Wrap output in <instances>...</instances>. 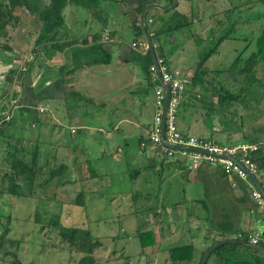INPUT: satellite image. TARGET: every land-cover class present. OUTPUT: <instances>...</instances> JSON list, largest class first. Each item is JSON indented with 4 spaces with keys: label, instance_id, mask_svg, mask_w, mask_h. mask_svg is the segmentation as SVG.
Wrapping results in <instances>:
<instances>
[{
    "label": "rangeland",
    "instance_id": "1",
    "mask_svg": "<svg viewBox=\"0 0 264 264\" xmlns=\"http://www.w3.org/2000/svg\"><path fill=\"white\" fill-rule=\"evenodd\" d=\"M127 1L94 0L90 6L96 8L89 9L70 0L63 12L65 22L59 40L79 41L89 33L95 34L100 26L114 30L115 25H119L123 27L119 38L128 44H122L120 48L128 52L130 57L138 56L132 50L136 48L141 51L139 47L132 48L133 37L128 31L129 18L117 17L115 13L120 3H124L122 12H134L130 20L131 27L138 21L136 8L142 0H133V3L126 5ZM143 1L169 4L168 0ZM181 1V7L177 6L174 10H180L179 13L188 17L192 24L169 32L164 36V42H160V37H154L153 42L161 50L159 56L167 61L169 68L177 63L196 67L200 59L208 54L203 70L209 74L205 82L207 92L201 91L199 95L196 93L199 97H195L194 106L197 107L192 108L189 115L191 118L188 121V114L185 116V108L188 106H179L177 124H184L185 120L187 127H182L184 131L189 129L194 137H212L213 141L222 145H236L229 141L242 139L243 135L264 140V65L260 62L253 65L250 63L248 72H240L255 51V41L264 26V0ZM33 2L37 3L38 0ZM48 3L49 0H40L38 6L42 8ZM172 13L173 10H148L145 17L146 20L150 17L149 30L150 27L153 30L160 25V17L167 20ZM13 16L20 20V25L15 23L16 29L9 27L5 35L8 37L0 38V62L8 68L0 72V96H3L0 109L6 107L4 114H8L9 120L12 116L17 118L5 129L6 136H11L12 143L21 152V158L28 160L30 154L36 152L37 165L32 184L34 189L31 188L30 193L25 182L20 180L27 193L21 198L8 195L9 181L0 176V209L10 213L11 228L8 236L14 241L12 247L6 244L4 248L7 250H0V264H78L84 253L60 245L57 229L51 225L53 229L46 226L55 217L59 218L60 226L89 231L97 242L94 258L98 264H167L164 261V250L184 244H192L196 248L195 256L199 260L204 251L201 245L208 242L205 234L208 237L211 221L209 214H206L207 202L204 204L194 200L201 195V184L196 178L190 184L187 181L192 178L190 174H179L176 167L170 169L164 166L161 169L160 157L155 156L150 161L152 147L149 142L144 151L139 146L141 138L149 139L152 129V113L155 110L153 95L157 85L150 92L153 101L149 95L148 99L133 104L135 98L128 94L131 90L129 87L97 98L96 92L86 84L84 77H80L82 75L76 74L74 79L65 78L68 66L63 63V75L60 76L61 83L64 82L63 92L56 97L57 100H67L50 102V62L44 59L41 47L36 44L42 22L37 14L26 8L16 9ZM226 34L229 38L217 46L220 37ZM77 46L83 45L78 43L70 51L74 50L76 54L81 52ZM3 47L9 50L4 51ZM65 51L62 52L64 55ZM70 57L69 54L64 57L65 61ZM111 58V67L120 68L116 65V49L111 51ZM54 60L61 62L62 58L59 55ZM81 61L85 59L81 58ZM12 66H17L18 70L13 72V76L10 73ZM129 68L130 74L133 75L134 71L133 83L142 73L137 66L138 70ZM251 78H254L255 83L248 85ZM212 87H226L230 93L237 94L239 104L218 107L219 97L212 95ZM20 92V97L15 99ZM71 92L85 97V100L77 102L75 108L68 103L72 99L68 96ZM109 99L116 101L114 103L117 106L122 105L117 103L119 100H124L119 108H125L122 109L123 117L129 118L130 115L129 119H133L135 125L122 124L111 138H105L97 131L102 122L98 119L100 116L96 114V107L100 101L109 102ZM202 104L212 105L216 111L206 117L208 108ZM128 106L132 107L124 113ZM31 112L37 118L36 123L28 117ZM101 112L106 113L108 126H116V119L122 116L120 112H115L113 106L105 107ZM72 116L74 120H71ZM79 123H83L86 128L81 129L80 133L77 126ZM3 141L4 138L0 137L2 157L7 151ZM118 148L122 149L121 153ZM187 161L190 163L191 160L188 158ZM61 165L65 166L64 171L50 177V170ZM1 166L5 168L3 163ZM135 171L138 173L133 176ZM5 172H9L8 167ZM93 173L100 177L91 178ZM46 180L48 182L45 183ZM81 192H84V207L75 204ZM36 215L40 218L38 222ZM138 229L143 232L152 231L156 240L154 245L143 248L136 236ZM239 251L251 256V252L246 249L241 248ZM82 252H87L86 248ZM256 256L264 263L263 253L256 252ZM193 263L196 264V260ZM207 264H211V260Z\"/></svg>",
    "mask_w": 264,
    "mask_h": 264
},
{
    "label": "trees",
    "instance_id": "2",
    "mask_svg": "<svg viewBox=\"0 0 264 264\" xmlns=\"http://www.w3.org/2000/svg\"><path fill=\"white\" fill-rule=\"evenodd\" d=\"M33 1L34 0H0V38L1 39L2 37L7 38L8 36L5 37V35L9 31L8 28L12 27V30L16 29L14 28L15 23H18V25H20V20L13 16L15 10L19 8H26L31 13L37 14L40 21L42 22L40 31L38 33V37L36 38V44L41 47V52L44 54L43 56L46 61H49L51 57L56 53H59L61 55V53L65 49L70 48L72 46L76 47V44H78V42L76 41L65 42V41L59 40V36L60 34H62L60 31L64 27V20H63L62 13H63V10L68 5V2L70 0H49L48 5L43 6L42 8H39L38 6V4H40V0H38L37 3ZM74 1L76 5L80 7H85V8L88 7L89 9L96 8V6H90V3H92L94 0H74ZM168 1L169 3L172 2L171 0H168ZM145 5L146 3L140 4L137 6L136 13H138V15L141 9ZM158 20H159L160 25L153 30H151V27H150V30H149L148 28L149 20L148 19L146 20V17L144 18L146 30L152 39L153 37H160L162 35H166L171 31L189 27L190 24H192V22L189 20L188 17L180 14L176 10H173V13L171 14V17L169 19L165 20L164 18L160 17ZM130 31L133 37L131 44L132 45L135 44L137 46V40L141 38L140 36H142L140 27L138 25V21H136L130 27ZM151 31H153V33H151ZM227 38H229L227 34L224 36H221L216 45L219 46ZM98 40L99 38L96 35L93 36L92 43L94 46H88L87 41L85 40L82 41L81 45H83V47L77 46V48L81 51L77 54L74 52V50L67 51L65 57L70 52L69 55L72 56V58L76 60L74 62L75 67L70 71L71 73L84 66L89 67V66L99 64V63H104V64L109 63L110 55L102 51L101 45H98L97 43ZM254 48H255V51L251 55L250 59L247 61L244 68L240 70V72L241 71L242 73L248 72L251 64L253 65L257 62H260L264 65V26L255 41ZM3 49L4 51L9 50L8 47H3ZM132 50H134V53L138 54V56L136 57L131 56L129 59L132 62L137 61L139 63L138 65L142 68L143 73L145 75V79L147 80L146 88L143 89V94L145 96H149L150 92L155 87V85H158L156 81L152 80V75L150 72V67L152 66L151 58L149 55H146V56L142 55L136 49H132ZM160 53L161 52L157 54V57H159ZM207 55L208 54L202 57L200 61L197 63L195 72H194V75L191 81L192 84L199 85V87L204 92H207V88L204 87L205 75L209 74V72H206L203 70V66L207 62V58H208ZM81 58L85 59L84 64L82 63V61L80 62ZM63 67L64 66L59 67L58 70L62 72ZM15 70L18 71L17 69H14V68L11 69L10 73L12 74V76H13V72L15 73ZM25 72L23 74H25ZM67 72L68 71H66V73ZM19 78L21 79V76H19ZM249 81L250 82L248 83V85L255 83L254 78H251ZM211 90H212L213 96L219 97L218 107H221V106L226 107V106H232L233 104H236V105L239 104L240 99L237 96V94L230 93L226 89V87H220L219 89H217L216 87H212ZM68 96L69 98H72V100H74L76 104L78 101L85 100L84 96L80 95L77 92H71ZM1 97L3 96H0V100H1ZM17 97H18V94L15 96V99ZM87 101L86 103H88ZM202 105L205 108L206 107L208 108V113H207L208 117L211 114H213V112L216 111L215 110L216 108H214V106L212 105L210 106L206 104H202ZM4 109H6V107L4 108L2 107L0 109V112H2V115H0V122H1L0 137L4 138L3 145L7 151H6V154L3 157H1V160H0V176L2 178L8 179L9 181L8 189H7L8 195L14 198H21L27 195V193L24 192L23 186L20 184V180H23L25 182L26 187L29 189V193L31 192V188L34 189V186L32 187V184H34L33 181H35L34 178L36 176V172H35V167L37 165L36 164V152L30 154L28 160L20 157L21 152H19V150L16 148V145L12 143V140L10 139L11 136L10 135L6 136V132H5V129L10 127L14 123L15 119L17 118L16 116H12L11 120H9V118L6 120ZM28 117L31 120V122L36 123L37 118H35L36 116L33 114V112H31V114H29ZM40 123L41 122L37 124H40ZM243 139H247L249 144H255L258 146V151L256 153L251 154L252 156L251 159L257 165L259 171L263 172L264 170V140L260 139L259 137H247L246 138L244 137V135H243ZM148 142L152 147V151H151L152 154L155 155L156 157H160L161 156L160 147L158 145L151 143L149 139L145 140L144 138H141L139 141V146L142 147V150L144 151L145 146ZM160 161H161V165H160L161 169L164 166H170L171 164H173L181 168L183 171V174L188 175L187 173L189 171L188 172L185 171L186 169L184 168V166H181V163L179 161L167 158L165 156H162ZM2 163H3V166L5 167L4 169H2V166H1ZM7 167L9 169L8 173L5 172ZM55 168L50 170L49 172L50 177H52L53 175H57V176L60 175L64 171L65 166L61 165L60 167H57L56 169ZM214 168H217L218 170H220L221 176L223 178L227 177L223 173L221 168H218V167H214ZM137 173L138 171H135L132 175L134 176ZM90 177L97 178L100 176L93 173L92 176ZM46 182L48 181L46 180L45 183ZM238 184H239L240 190L242 192H245L246 191L245 185L241 182H238ZM84 200H85L84 192H81L77 196L75 204L77 206L84 207ZM197 202H201L205 204V200L203 201L199 200ZM191 216L192 214L189 215L190 218ZM35 219H36V222L40 220L38 215L35 216ZM10 225H11L10 213H7L6 211H3L0 209V250L4 248V245L6 244H8L9 247H12L14 245V241L11 240L8 236L10 232V228H11ZM49 225L53 226L55 230L57 229L58 231L57 240L60 245H66L65 246L66 249H69V250L72 249L75 252L77 251L78 253L79 252L84 253V256L78 261V264H98L94 258V250H95L94 248L97 246L96 244L97 242L90 236L89 231L83 230L80 228H67V227L60 226L58 217L57 218L55 217L54 220H50L48 222V225L46 224V226L50 228L51 226ZM210 226L213 229H215V231L218 230L220 231V233H222L220 234L221 239L214 240L211 246L222 240H235V241L244 240L247 242V240L244 239L243 237H240V238L236 237L235 239L234 238L230 239L231 235L233 236V235L241 233L238 230H235L232 224H230V226L232 227L227 228L226 233H225V230H223V228H218L214 226V224H211ZM261 226H262V222H261ZM50 229H53V228H50ZM136 236L139 240L140 245L143 248L152 246L156 242L155 237H154L155 234L152 231L143 232L140 229H138L136 231ZM226 236L229 238H227ZM98 246H100V244H98ZM210 247H208L205 251H203V253L199 257V260H197L195 256L196 248L192 244H184L180 246L173 245L164 250L166 254V259L164 261L167 264H184V263H192L196 260V264H200L204 254L208 251ZM84 248H86L87 252H82ZM241 248L246 249L249 252H251V256L241 254L239 251ZM4 249L7 250V248H4ZM209 260H211V263L213 264H264L262 260L258 256H256V251H252L238 244H227L222 247H219L211 254L209 259L207 260V263ZM15 264H19V263L16 262Z\"/></svg>",
    "mask_w": 264,
    "mask_h": 264
},
{
    "label": "crops",
    "instance_id": "3",
    "mask_svg": "<svg viewBox=\"0 0 264 264\" xmlns=\"http://www.w3.org/2000/svg\"><path fill=\"white\" fill-rule=\"evenodd\" d=\"M139 1H141V0H139ZM186 1H189V0H186ZM181 2H182L181 0H178V7L179 6L181 7V5H182ZM129 3L130 4L133 3V0L127 1L126 5ZM143 3L147 4L148 2H145L142 0L141 4H143ZM122 5H124V3L121 2L120 6L118 8V12L115 14L117 17L118 16H125V17L129 18L128 23L130 25L131 21H132L131 18H133L134 12L133 11H128L127 13L122 12L121 11ZM64 10H63V12H64ZM133 10H135V8ZM176 11L179 12L180 10H176ZM62 15H63V20H64L65 14L62 13ZM148 19H150V17ZM64 22H65V20H64ZM112 22H114V21L112 20ZM111 25H113V23H111ZM129 25H128V31L130 32V35H131ZM110 27H112V26H110ZM111 29L112 28H107V26H100V27H98V31L97 32L95 31L96 32L95 34L89 33V34H87V36L84 39H80L79 41H76V42L81 44V42L85 40L88 42V46H94L92 43V38H93V36L96 35L99 38L97 43H98V45H101L102 51H104L110 55V60H109L108 64L99 63V64H95V65H92L89 67L84 66V67L77 69L76 71L71 73L70 71L75 67L74 66V59L72 58V56L70 57V59H68V60L66 59V61L63 58V53L61 55L59 53H56L51 57V60H49V62H50L49 66L51 67V70H50L51 76L48 80V85H49L48 88L50 90V95H49V99H50L49 101L50 102L53 100L59 101V102H61L63 99L65 101L67 100V98H63L62 100H57V97H56V96H58L59 93L63 92L62 89L64 86V82L61 83V81H60L61 80L60 76H62L63 73L60 70H58L59 67L63 66V63H64V65L68 66L67 67L68 72L64 73V75H66L65 78H68V79L73 78L74 79L76 74H77L76 76L82 75L80 77H82V78L84 77L86 84L89 85L96 92L97 98H100V96L103 97L106 94H112V93H116L118 91L120 92L125 87H129V89H131V90H129L128 94L130 96H134L135 99L133 101L134 103L132 102L133 104H135L136 101L138 103V102H140V100L143 101V100H146L152 96L149 94L150 96L148 97V96H145L143 94V89L146 88V83H144V80L146 81V79H145V75L143 73L142 68L136 62H134V64H133L132 61H130V59H129L130 56L128 55V52H126L124 49L120 48V46L122 44L128 45L126 43H123L121 41V39L119 38V33L121 32V29H123V27L119 26V25L118 26L115 25L114 30H111ZM164 36H166V35L160 36V38H161L160 42L165 41V40H163V39H166V37H164ZM138 40L140 41V39H138ZM129 47H130V44H129ZM72 48H73V46L70 48H67L65 51V55H66L67 51H70V49H72ZM113 49H116V52H117L118 59H117L116 65L118 67H120L118 69L111 67V64H112L111 51ZM182 53H184V50L182 51ZM59 55L61 56L62 61L56 62V60H54V59L56 57H58ZM65 55H64V57H65ZM63 59H64V61H63ZM71 61H72V63H71ZM82 63L84 64V62H82ZM136 66L140 68L142 75H140L139 78L138 77L135 78L133 83H132L131 80L133 78L134 71H133V75L130 74V71H129L130 68L129 67H134V69L138 70L139 68H136ZM13 68L17 69V66L13 67ZM195 68L196 67H192L191 64L186 65L184 63H177L176 65H174L170 68L172 73L175 75L176 78L186 79L188 81L187 90L184 94L183 101L180 104V106H182V107L184 105L188 106V108H185V116H187V114H188V116H187L188 121L191 118L189 115L192 113V110L197 107V106H194V103L196 102L195 97H199L198 96L199 93L201 91L203 92V90L199 87V85H194L191 82L192 77H193L194 72H195ZM2 70H8V68L6 67V65L3 66L0 62V72H2ZM118 72L123 73V75L125 76V81L120 85L118 83L119 81H117L118 78L116 77V74H115ZM142 82L144 84L138 86ZM204 82H206V75H205ZM204 87L206 88L205 84H204ZM136 89H139V90H136ZM139 91H141V93ZM138 93H140V94H138ZM196 93L198 94L197 96H196ZM139 95H142V96H139ZM116 96H120V94L116 95ZM153 96H152V101H153ZM87 102H88L87 103V105H88L89 101H87ZM114 102H116V101H111L110 99H109V102L100 101V104H98V106L96 107L97 108L96 114L98 117L100 116L98 119L100 120V122H102V125H100V127L97 128V131L100 132L99 134L102 133L101 135H104L105 138H111L114 135L113 132L115 130H118L119 126L122 124L135 125L134 120L129 119L130 115H129V118L123 117L122 109H125V108L124 107L122 109L119 108V107H122L124 100L121 99V100H119V102H117V103L122 104L119 106H117V104L115 105ZM68 103H70L71 104L70 106H72L74 108L78 104V103L76 104L75 101L72 99ZM112 106L114 107L115 112L118 111L122 114L120 119H116L118 121L116 126H112V125L108 126L107 125L108 121L106 120V113L104 114L101 112L104 110L105 107L111 108ZM132 106H134V105H132ZM132 106H128L126 108L127 110L124 113H126L127 111L129 112L128 109L131 108ZM89 109L86 112H88ZM108 114H110V113H108ZM154 114H155V110H153L152 119L154 117ZM206 117H208V116H206ZM70 118H71V120H74L73 116ZM183 121H184V124H182V123L179 124L180 127L177 124L179 131H181L185 134H190L189 129L187 131L183 130V128H182L183 126L187 127L185 124V120H183ZM177 122H178V119H177ZM190 125L193 126L192 123ZM77 126H78V128H80L79 129L80 132H81V129L85 128L83 123H79ZM214 130H215V128H214ZM125 131L126 130H124L123 133H125ZM200 138L210 139L213 141V139H211L212 137H208V138L200 137ZM228 138H229V136H228ZM229 142H233L234 144L248 143L247 139H243V138L236 140V141L231 140ZM118 151L121 153L122 149L118 148ZM154 157H155V155L150 154V161H151V159L153 160ZM174 167H176L178 169L179 174L183 173L181 168H179L175 165L167 166V168H170V169L174 168ZM260 173L264 177V170H263V172H260ZM189 174L192 177L190 179H187V181L190 182V184L191 183L193 184L195 182V178L197 179L196 181L199 184H201V190H200L201 195L197 196L196 197L197 199H194V200H197V201L202 200L203 201L205 199V201L207 202L208 211L206 214H209V220H211L209 222L210 225L214 224V226H216L218 228H223V230H225V233H226L227 228L232 227V226H233V228H235V230H238L242 234L243 233L244 234L245 233H255V232H261L262 231L261 230L262 226H261L259 214L257 212V209H256L254 203L249 198L248 192H246V191L242 192L239 187L233 188L231 186V179L229 177L223 178L221 176L220 170H218L217 168L211 167V166H207V165L202 166L196 172H189L188 175ZM193 218H195L194 215H193ZM230 224H232V226H230ZM210 225L208 226V227H210L208 237H206L207 234H205V240H207L208 242L204 245H201L204 248V251L208 247L211 246V243H213L212 242L213 239L214 240H220L221 239L220 234H222V233H220V231H218V230H217L218 232L215 231V229H213V228L211 230ZM237 235L238 234L233 235V236L231 235L230 239H233V238L235 239V237ZM227 238H229V237H227ZM188 264H194V263L192 262V263H188ZM211 264H213V263H211Z\"/></svg>",
    "mask_w": 264,
    "mask_h": 264
},
{
    "label": "built area",
    "instance_id": "4",
    "mask_svg": "<svg viewBox=\"0 0 264 264\" xmlns=\"http://www.w3.org/2000/svg\"><path fill=\"white\" fill-rule=\"evenodd\" d=\"M144 46L143 40L137 46L142 51ZM157 64L160 70L162 81L170 86V101L165 119V140L170 145L181 146L186 148H193L202 150L206 153H198L193 151L180 150L175 151L167 149L161 144V114L164 107L165 91L159 84L154 91V107L155 114L153 117L152 129H150L149 140L151 143L160 147L161 156L177 160L189 172H196L202 166L207 165L211 167L221 168L223 173L231 179V186L238 188V182L245 185V189L249 194V198L254 203L260 220L262 222V229L264 230V198L261 192L256 188L253 181L249 178V173L254 175L261 183L264 190V177L261 175L257 165L252 161L251 154L258 151V146L255 144L242 143L236 145L218 144L212 140L200 137H194L190 134L180 132L177 127V117L179 106L183 101L184 94L187 90L188 81L186 79H178L171 72L167 61L163 57H157ZM152 80H155L154 67H150ZM6 120L8 114H5ZM1 127V122H0ZM0 151V160H1ZM190 159L188 163L187 159ZM229 158L237 160L240 165ZM236 237H243L250 245H257L264 247V236L261 232L238 234ZM235 237V238H236ZM244 241V240H243ZM263 244V245H262Z\"/></svg>",
    "mask_w": 264,
    "mask_h": 264
},
{
    "label": "water",
    "instance_id": "5",
    "mask_svg": "<svg viewBox=\"0 0 264 264\" xmlns=\"http://www.w3.org/2000/svg\"><path fill=\"white\" fill-rule=\"evenodd\" d=\"M171 1H172V4L169 7H166V6L162 5V4L151 3V4L145 5L141 9V11L139 13V18H138V25H139L140 30H141L142 40L144 42V46H143V50L142 51H138V52L141 53L144 56H146V55L150 56L151 64L154 67L155 80L160 86L163 87V89L165 91V101H164V107H163L162 114H161V123H160L161 144H162V146L167 148V149H172V150H175V151L186 150V151H193V152H198V153H203L204 154L206 152H204L202 150L170 145L165 140V119H166V113H167V109H168V104H169V101H170V86L162 81V78H161V75H160V70H159V67H158V64H157V51H158L159 47H157L154 44V42H153L154 37L152 39L151 36L148 34V32L146 30V27H145L144 18H145L146 12L148 10H160V12H170V11L174 10L178 6V0H171ZM63 58H64V53H63ZM115 74H116V77L118 78L117 81H119L118 82L119 85L122 84L125 81V76L123 75V73L118 72V73H115ZM79 132H80V130H78V133ZM229 159H231L232 161H234L235 163L240 165L241 168L243 167L241 164H239L237 162V160H235L233 158H229ZM249 178L253 181L254 185L261 192V194H262V196L264 198V190H263V187H262L261 183L251 173H249ZM261 230H260L261 234H262V236H264V230L263 229H261ZM227 244H238V245H241V246H243L245 248H248V249H250L252 251H256V252H260V253L264 254V247H262V246L250 245L246 241H243V240H240V241L222 240V241H219L218 243L212 245L208 249V251L204 254L200 264H206L207 260L209 259L211 254L216 249H218L219 247H222L224 245H227Z\"/></svg>",
    "mask_w": 264,
    "mask_h": 264
},
{
    "label": "flooded vegetation",
    "instance_id": "6",
    "mask_svg": "<svg viewBox=\"0 0 264 264\" xmlns=\"http://www.w3.org/2000/svg\"><path fill=\"white\" fill-rule=\"evenodd\" d=\"M151 3H155V2H150V3H147V4H151ZM147 4H146V5H147ZM157 4H159V3H157ZM171 4H172V2L169 3L168 5H164V6L169 7ZM162 5H163V4H162ZM131 45H132V44H131ZM135 49H136V48H135ZM159 52H161L160 49H158L157 54H158ZM12 68H13V66H12ZM21 79H22V76H21ZM21 88H22V87H21ZM20 95H21V92H20V94H18V97H20Z\"/></svg>",
    "mask_w": 264,
    "mask_h": 264
}]
</instances>
